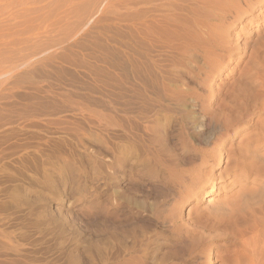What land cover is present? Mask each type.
<instances>
[{
	"label": "rangeland",
	"instance_id": "374dc122",
	"mask_svg": "<svg viewBox=\"0 0 264 264\" xmlns=\"http://www.w3.org/2000/svg\"><path fill=\"white\" fill-rule=\"evenodd\" d=\"M161 2L0 0V264H122L130 257L122 245L128 248L154 230L171 231L145 211L152 205L190 224L196 233L192 237L204 233L201 223L191 220L195 200L157 197L163 181L151 179L147 170L148 121L159 110L169 147L182 153L179 137L186 127L171 112L174 104L164 101L165 90L184 95L186 110L217 122L221 110L232 112L223 107L226 102L232 106L235 91L257 89L258 78L264 80V46L259 49L264 45V3L235 21L218 9L187 11V2L183 11L172 7L165 14ZM162 15L174 16L176 25H157L155 16ZM231 45L236 49L229 51ZM256 48L259 58L253 57ZM255 66L259 71L254 73ZM195 94L202 99L193 109ZM165 102L171 108L161 110ZM260 117L264 114H249L247 120L260 126ZM222 135L226 147L199 143L186 133L190 147L212 155L208 172L214 162L217 169L223 167L224 152L244 137ZM201 165L196 155L176 171ZM159 166L158 173L170 180V169ZM205 198L197 207L212 212L194 217L211 226L216 206ZM247 218L238 226L242 238H207L196 258H172L151 249L138 264H251L245 245L252 241L255 222ZM223 228L206 229L209 235H203H224Z\"/></svg>",
	"mask_w": 264,
	"mask_h": 264
},
{
	"label": "bare ground",
	"instance_id": "6f19581e",
	"mask_svg": "<svg viewBox=\"0 0 264 264\" xmlns=\"http://www.w3.org/2000/svg\"><path fill=\"white\" fill-rule=\"evenodd\" d=\"M161 1L159 0V2H161ZM174 1L175 0H163L160 4L161 7L159 6V8H161V11L163 9V12H165V14H166V11L169 9H172V7H175L177 9L178 8L181 9V7H182L181 5L184 4L185 2H187L186 3L187 6H186V4L184 5V6L188 7V8H186L187 11H192L194 13H202V11H200V10L203 7V9L204 8L206 9L205 12H208L210 10L209 12L211 13V9H218L219 11L221 10L220 12H222V15H223V13H225L226 14L225 16L227 18H229L231 20H235V21L241 19L242 16H244V15L252 14L255 10H257L258 7H260L264 3V0H225V4H223L224 0H219L220 2L218 0H178L179 2L177 1L178 2L177 3L178 5H177ZM200 2H202L203 4L202 3L200 4ZM152 3L153 2L150 1L148 4L152 5ZM142 4H144V3H142ZM221 7H222V9H221ZM226 9H227V11H226ZM181 10L183 11V8ZM214 11L216 12L217 10H214ZM184 13H187V12L184 11ZM167 15H162L161 17H158V18H156V16H155V19L154 18L153 19H154V21H157V25L160 23L162 26H165V28L168 29L174 23V19H173L174 16L172 18V16L168 17ZM171 15H173V14H171ZM177 16H178V14H177ZM179 16H181V15H179ZM195 17L198 19V17H200V15L198 17L196 15ZM218 17H220V16H218ZM150 19L153 20L152 18H150ZM195 21H197V20H194V22ZM198 21H200V20H198ZM151 22L152 21H150V22L148 21V24ZM153 22L151 24H153ZM142 23H147V21L142 22ZM175 23H177V22L175 21ZM175 23L173 24V26L176 25ZM203 23H204V21H203ZM154 24H156V23L154 22ZM205 24H206V22H205ZM141 25H143V24H141ZM147 26L148 25H146V24L144 25V27H147ZM206 26L208 27L209 25H206ZM148 27H150V26H148ZM152 27H154V25L151 26V28ZM202 27H204V26H202ZM155 28H156V25H155L154 29ZM152 30H153V28H152ZM209 30H208V33L210 32ZM147 31H148V29H147ZM149 31H151V30L149 29ZM216 35H218V34H216ZM190 36H191V34H190ZM216 38H218V37H216ZM149 39H151V38H149ZM167 40H169V39L167 38ZM174 40H176L175 37H174ZM175 42H177V41H175ZM179 46H182V45H179ZM232 46L233 45L228 47L229 51L236 49V48H233ZM259 46H260L259 47V49H260L264 45H263V43H261ZM182 48H184V46ZM179 49L180 48H178V50ZM178 50H177V52H178ZM230 54H229V56H230ZM253 57L259 58L258 48H256V50H254ZM254 62H256V61L254 60ZM255 69L253 71L254 73H255V71L256 72L259 71L256 66H255ZM260 70H261V68H260ZM253 72H252V74H253ZM249 75L252 76L251 73ZM253 75H255V74H253ZM162 79H164V78H162ZM258 80H259L260 85L258 84L257 89H253L252 91H250V89H252V88L249 89V88H246V87H248V86H246L242 90H240V88H241L240 87L239 91L237 93L235 91L233 96H231V100L233 101L232 102L233 104L231 102L230 103L232 104V106H229L228 102H226V104L223 107L224 109L225 108H232L233 109L232 112L227 113L228 111L225 112V110H221V112L218 113L217 122L213 121L212 118H210L208 115L199 114L200 112H194V111L190 112V111L186 110L188 108H186L187 102H183V101H185L184 95L177 93L175 90L168 91V89H167V91L165 90V92H163V93H165L164 97H163L164 101H167V104L169 102L173 103L174 106L171 108L165 102V106H160L162 108L161 110H166V109L168 110V108H171V110H173L171 112L178 114V116L182 120L181 123L184 125V127H186L185 128L186 133L189 134V136H192V138H195V140L197 142H199V143L206 142L209 144H211V143L212 144L213 143L219 144L220 142H222L221 145H224V147H226V145H225L226 141L223 140L224 139L223 135H222L223 132H225L228 135H231L232 138L244 136L243 139L241 138L242 141H240V143H238L239 145L237 144L238 147L235 146L230 151L224 152V153H226V161H225L223 167H221L220 169H217L216 168L217 163L215 164V162H214L212 164L213 169L210 172H208V170L206 168H208V163H210V161L212 160L211 159L212 155H210L207 151H201L200 149H197L195 146L190 147V145L187 143L186 138H188V137H186L185 132L183 134L181 133L182 135L179 137L180 139H182V141L180 140L182 143H179V141H178L179 145H181L182 153L181 152L179 153L177 151V149L175 148L176 146L175 147H169L170 146V143H168L169 139L167 140L168 137L165 135L166 130H165V128L163 129V127H162L164 125H162L161 122L158 121V120H160L159 119L160 113L158 115H156L157 114L156 112L159 111L158 107L156 108L158 111L151 112L152 115L151 114L150 115L152 116V118H149L148 126H147L148 127L147 132L149 134L148 135L149 136L148 137L149 143L147 144L148 148L146 147L147 148L146 154L148 157L147 158L148 159L147 170L149 172V177L151 179H153L154 181H155V179H157L161 183L163 181V183L161 184L163 186L162 187L160 186L157 188L156 193L159 194V195H157V197L163 198L164 196H166V194H169L171 196H174L178 200H182V199L195 200L196 207L195 206L193 207V211L195 208H196V210L194 212L193 211L191 212V210H190L191 213L195 214V215H193L191 220H193L195 223H201L199 225V229H201L200 227H202L201 230H203L204 233H205L206 229H210L212 231L211 233H214L213 230L215 229V227H219L220 225H224L223 229H226V233H224V235H220L219 233H218L219 235L211 234L209 237H207L209 234L207 235L205 233L207 236L206 235L204 236L203 235L204 233H203V234H201L202 236L199 235V236H193L192 237V235H195L196 233H194L195 231L190 229V224L188 225L185 222H183L182 219L174 217L173 213H170V216H168L169 214L166 215L165 209H163L162 207H159V206L156 207V206L152 205V206H149V208H147V206H146L145 211L146 210L149 211L155 217L154 219H156L158 222H160L162 224V226H164V227L169 226V229L171 231L168 230V232L170 233V235L168 232H167L168 234L163 235L162 232H161L162 233L161 234L160 232L153 229L154 231L151 233V235H149V234L146 236L142 235L144 237H142V238L140 237V239H138V238L136 240L133 239L134 242L130 244L131 246L128 244V246H129L128 248L125 247V245L124 246L122 245V247H124L126 249H123L122 247H121V249L125 250V252L130 255L128 260L124 261V263H122V264H138V262H141V260H142L141 259L142 254L144 256H146L145 253H147L151 249H155L156 251H159V253L162 252V254H164V256L166 255V256H169L172 258L177 257L178 255H180V256L187 255L189 257L196 258L201 253L199 251V249H201V245H204L207 238L211 239V240H216V239H220L221 237L222 238L223 237L224 238L225 237L226 238L231 237V235L234 236V238H237L236 235H240V238H242L243 235L241 237V232H240V234H238V232L241 230L240 227L238 229V226L245 225V221H246L247 217L248 218L252 217L253 219H251V221L254 220L255 224H253V222L249 221L252 223V226H253L252 227L253 228V230H252L253 235H252V239H251L252 241L251 242H248V243H246L247 241L245 242L246 244H248V245H245V247L246 246L250 247L249 250H251V258L247 255V253H246L247 251L245 252V255L248 256L249 259H253L251 264H264V161H263V159L262 160L259 159L260 157H264V118L260 117L258 119L261 127L257 124V122L253 123L252 122L253 119L247 120V117L249 116V114H251V115L264 114V80L261 83H260V78H258ZM252 81H254V80L250 79V82H252ZM253 83L254 82H252L251 85ZM257 83L258 82H256V84ZM178 84H179V82H178ZM245 85H247V84H245ZM252 86L254 87L255 85L253 84ZM247 89H249V90H247ZM182 93H184V92H182ZM191 96H193V95H191ZM157 99L159 100V98H157ZM198 99L200 100L202 98L198 97L195 94V98L193 97V100H192L193 101V104H192L193 109L198 107L196 105V101ZM225 99H227V98H225ZM228 99H229V97H228ZM159 101L162 102L161 99ZM223 101L225 102L226 100H223ZM153 102H155V101H153ZM166 107H168V108H166ZM153 109H155V108H153ZM204 109H203V111H205ZM217 110H220V109H217ZM216 113L214 112L213 114H216ZM183 131H181V132H183ZM229 147H230V145H229ZM231 147H233V146H231ZM196 155H199V157L201 158V161H202V165L200 166L201 167L200 169H187L185 171L182 170L183 171L182 173L176 171V168H178L181 163L191 164L193 162V157H195ZM163 156H167V160L164 159ZM145 161H146V159H145ZM213 161H216V160L213 159ZM166 162H167V165H166L167 167H165V165H163V163L165 164ZM145 164H147V163H145ZM159 165L162 168L164 166L165 169H167V168L170 169V173H169L171 175L170 180H169V178L166 177V175L164 176L162 174V176H161V174L158 173V172H160L158 170L159 168H157ZM195 167L196 166H194L193 168H195ZM157 197H156V199H157ZM205 197L208 198V202L210 204V207H211V205H214V207L216 206V208H215L216 210L213 211L216 213H211L212 211L210 209H208L211 211L210 213L212 214V216L214 215V218H215V219H213L214 222L216 221V223L212 224L211 226H208L204 221L201 222L200 218L194 217L196 215L199 216L202 213L201 211H203V210L201 209V211H200V209H199V207H197V205L199 203H201V201ZM142 207H144V206H142ZM212 209H213V207H212ZM208 210L206 209V211H208ZM204 213H202V214H204ZM207 214H208V212H207ZM190 215L191 214H189V216ZM206 217H208V216H206ZM208 218H210V220H211V216ZM210 220H209V222H210ZM195 223H193V224L195 225ZM130 224H131V222H130ZM248 225H250V223ZM145 226H147V225H145ZM191 230L193 232H191ZM249 230L251 231V229H249ZM197 231H199V230H197ZM221 232H222V230H221ZM247 232H249V231L247 230ZM249 233H251V232H249ZM120 237L123 238L124 236L121 235ZM125 237H127V236H125ZM116 238L118 239L117 236H116ZM116 238H115V240H116ZM160 238H162L163 241H161ZM118 240L120 241V243L117 242ZM118 240H116V242L121 244V240L120 239H118ZM227 240H230V239H227ZM242 241L244 242L243 239H242ZM241 242H240V244H241ZM242 246H243V244H242ZM243 248H244V246H243ZM245 255H242V256L245 257ZM252 255H254L255 258H252L253 257ZM244 257H242V258H244ZM242 258H241V260H242ZM144 260H142V261H144ZM246 261H248V260H246ZM247 263H249V261ZM119 264H121V263H119ZM194 264H195V261H194ZM196 264H197V262H196Z\"/></svg>",
	"mask_w": 264,
	"mask_h": 264
}]
</instances>
